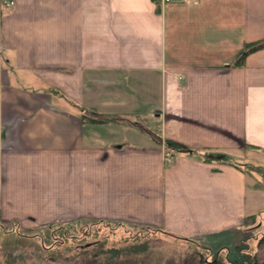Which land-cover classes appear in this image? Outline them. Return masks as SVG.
<instances>
[{
  "label": "crops",
  "instance_id": "obj_1",
  "mask_svg": "<svg viewBox=\"0 0 264 264\" xmlns=\"http://www.w3.org/2000/svg\"><path fill=\"white\" fill-rule=\"evenodd\" d=\"M13 1L0 2L3 222L119 221L211 251L264 216V189L235 165L264 166V47L235 64L264 39V0Z\"/></svg>",
  "mask_w": 264,
  "mask_h": 264
},
{
  "label": "trees",
  "instance_id": "obj_2",
  "mask_svg": "<svg viewBox=\"0 0 264 264\" xmlns=\"http://www.w3.org/2000/svg\"><path fill=\"white\" fill-rule=\"evenodd\" d=\"M263 47L264 39L244 44L235 56V64H241L249 53ZM80 114L83 122L103 124L109 121L94 112L82 111ZM206 160H210V158H206ZM235 165L243 172H247L242 165ZM262 212L259 211L244 218L241 226L243 237L240 242L251 251L253 250L251 242L256 241V245L255 250L249 254L250 258L243 260L241 264H264V228L260 225ZM129 226L133 225L119 221L83 220L72 223L52 222L37 227L24 228L18 221L3 222L0 218V252L2 244L3 248L7 250L2 256L0 254V264H115L121 257L145 251L147 245L142 242L121 247H106L105 239L93 237L101 227L110 230L123 228L128 231ZM142 229H145L146 232L156 231L190 242L199 250L198 253L201 250L205 257L209 256V250L195 243L193 239L176 236L150 226H143ZM90 239H94V242H88ZM26 244L30 246L29 249L24 248ZM221 253L222 251L217 252L216 256L210 260L204 261V258H200L199 262L201 264H235L226 263L227 258ZM202 256L204 257V255Z\"/></svg>",
  "mask_w": 264,
  "mask_h": 264
},
{
  "label": "rangeland",
  "instance_id": "obj_3",
  "mask_svg": "<svg viewBox=\"0 0 264 264\" xmlns=\"http://www.w3.org/2000/svg\"><path fill=\"white\" fill-rule=\"evenodd\" d=\"M240 165L245 167L249 174H254L257 177L255 180L256 186L264 189V166L254 162L247 165ZM261 221L260 225L264 228V216H262ZM129 227L130 229L128 231H125L123 228L110 230L101 227L97 230L96 236L93 237L95 239H105L106 247H121L128 244H139L142 242L147 245L145 251L132 254L128 257H121L115 264H201L199 262L200 258H204V261L210 260L215 257L219 251H222L221 254L227 258L226 263L232 262L235 264H241L243 260L250 258L249 254L255 250L256 245V241L251 242V245L253 246L252 251L245 248V244H241L240 242L243 237L241 233V237L238 241L235 239L234 242L227 243L224 247H221L223 244H220L216 249L211 246L214 250L212 249L213 251H210L208 249L209 256L205 257V254H203L201 250L198 253L199 250L192 246L190 242L166 236L165 234L156 231L146 232L145 229H142L143 226L134 225ZM93 240L94 239H90L88 242L93 243ZM195 243L201 247L204 246L198 241H195ZM28 247L30 246L27 244L24 246L25 249ZM5 250L6 249L3 248L2 244L0 252L1 256L4 254ZM202 255H204V257Z\"/></svg>",
  "mask_w": 264,
  "mask_h": 264
},
{
  "label": "built area",
  "instance_id": "obj_4",
  "mask_svg": "<svg viewBox=\"0 0 264 264\" xmlns=\"http://www.w3.org/2000/svg\"><path fill=\"white\" fill-rule=\"evenodd\" d=\"M163 2L167 3V2H172V1H181V0H162ZM1 4L3 7L5 8H11L14 5V1L13 0H0ZM169 154L167 153V156Z\"/></svg>",
  "mask_w": 264,
  "mask_h": 264
}]
</instances>
